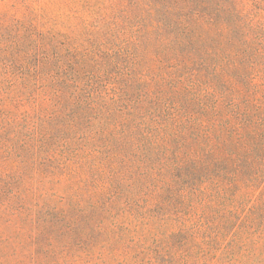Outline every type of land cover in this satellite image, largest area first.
Instances as JSON below:
<instances>
[{"label": "trees", "instance_id": "obj_1", "mask_svg": "<svg viewBox=\"0 0 264 264\" xmlns=\"http://www.w3.org/2000/svg\"><path fill=\"white\" fill-rule=\"evenodd\" d=\"M139 6L95 13L100 40L52 29V133L30 147L64 201L53 264H264V0ZM37 245L14 263L44 264Z\"/></svg>", "mask_w": 264, "mask_h": 264}, {"label": "rangeland", "instance_id": "obj_2", "mask_svg": "<svg viewBox=\"0 0 264 264\" xmlns=\"http://www.w3.org/2000/svg\"><path fill=\"white\" fill-rule=\"evenodd\" d=\"M96 1L100 3L94 5L89 0H0V18L8 26V29H0L4 36L0 52L1 71L4 64L11 65L17 53L22 60L26 58L23 63L27 68L31 60L39 59L41 54L47 56L41 59L45 60L42 71L33 66L26 72L23 70L21 76L19 65H15L0 76V264L2 261L3 264H15L17 259L27 262L31 255L29 249L35 242L38 243L37 252L44 257V264H53L57 258L59 250H51L52 245L48 242L52 241V236H58L52 234L55 226L60 227L52 225L55 222L52 220V206H62L64 201L60 196L44 194L57 182L52 183V167L47 163L38 164L40 159L35 160L31 152L30 146L37 143L40 135L32 132L30 125L39 126L49 135L52 133L56 99L50 88L52 29H66L72 39L82 42L83 35L90 32V24H93L94 40H100L107 36L109 23L94 19L95 13L116 8L118 13L120 10L131 12L140 7V0ZM16 14H21L17 18L20 20L13 19ZM14 33L17 40L11 42ZM10 148L11 152L8 151ZM64 183L59 182L57 189L67 192L60 186ZM2 188L16 191L18 195L9 197ZM19 212L22 215H16ZM13 248H18V255L12 254ZM90 251L94 252L75 250V253ZM111 251L95 250L101 257L107 254L113 260ZM10 252L14 260L10 258Z\"/></svg>", "mask_w": 264, "mask_h": 264}]
</instances>
